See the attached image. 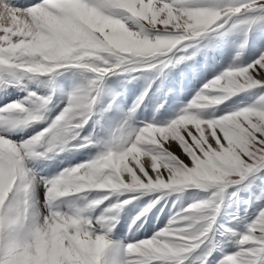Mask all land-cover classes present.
<instances>
[{"label":"snow or ice","instance_id":"obj_1","mask_svg":"<svg viewBox=\"0 0 264 264\" xmlns=\"http://www.w3.org/2000/svg\"><path fill=\"white\" fill-rule=\"evenodd\" d=\"M258 25L264 0H0V94L24 93L0 102V264H264V51L238 63ZM251 40L264 48V36ZM234 46L233 63L175 118L137 120L142 105L164 107L156 93L173 70L206 72ZM143 69L155 70L159 85L122 112L105 82ZM65 72L73 86L57 100ZM253 90L251 104L215 115ZM117 116L116 132L102 135ZM92 148L52 176L36 170L38 161ZM189 189L193 202L147 235L152 209ZM229 189L252 194L242 216L221 223ZM133 201L144 207L120 241V213Z\"/></svg>","mask_w":264,"mask_h":264},{"label":"rangeland","instance_id":"obj_2","mask_svg":"<svg viewBox=\"0 0 264 264\" xmlns=\"http://www.w3.org/2000/svg\"><path fill=\"white\" fill-rule=\"evenodd\" d=\"M25 0H21L20 3H24ZM252 35H261L264 36V25L254 26L253 32L249 36L248 47L244 50L241 60L238 63H250L253 59L257 58L260 54V51H264V48L257 46L256 48L252 47ZM238 48L233 47L232 51L225 55L223 58L218 57L216 64L206 72H201L196 75L188 74L186 77H181L178 70H173L171 75L167 80L164 81L163 87L160 88V91L156 93L159 96L160 102L164 104L163 108L159 109V112H156L154 106L151 103L148 106L142 105L137 112L138 121H153V115L156 117V121L163 125L165 122L170 119L175 118V115L184 108L188 103L191 102L196 93L206 84L208 81L212 80L215 75H218L222 72L230 63H233V58L236 56ZM179 55V53L177 54ZM195 59H202L201 57H196ZM118 74L108 77L105 82V89L111 90L112 94H119L118 98L120 101V107L122 112H126L127 108L131 106L132 102L139 96L149 84H152V88L149 89V96L156 91L157 86L159 85V80H156L158 73L153 69H143L137 73H123L120 70H117ZM130 75H135L136 79H130ZM72 73L65 72L63 75L58 77V90L56 93L55 99L59 100L63 96L71 91L73 82H72ZM163 79V77H161ZM155 81V83H153ZM32 87H36L32 85ZM37 91L41 94H46L47 88L44 85H41ZM8 92L11 93L10 96L5 97L3 94H0V102L6 103L8 99H15L19 96L24 95L22 92H17L16 89L10 88ZM255 90L253 92L241 93L238 96H234L229 101H225L220 104L215 109V115L220 116L226 111L243 108L253 102L255 99ZM108 97H102V102H106ZM148 98H146V101ZM63 105H61L62 107ZM171 106V107H169ZM167 109V111H165ZM59 109H56L58 111ZM212 109H209L205 112V116L212 114ZM55 114V113H53ZM114 115V114H109ZM119 124V117L109 121L104 125V131L102 135H112L116 132ZM31 131V130H29ZM20 135H26L24 133H19ZM88 133H82V135H87ZM14 139L16 137H13ZM96 149L92 148L89 152L88 149H82L80 151L74 152H65L60 156H57L52 160H43L37 162L36 170L40 175L52 176L57 172L61 171L63 168L70 167L73 164H78L84 160H87L90 155H95ZM264 175V173H262ZM257 184L259 181L256 182ZM233 189H229V195L226 196L224 201V207L222 208V214L220 222L224 223L227 221L231 215L240 214L241 216L244 213V209L248 207L245 203L249 199V196L252 194L248 190H242L238 193L237 197H231L230 193ZM252 192L255 195H260L258 188H254ZM197 190L189 189L183 193H173L164 197L160 205L157 208H153L152 212L149 214L150 223L145 224V228L149 229L146 233L151 235L152 231L155 228L163 227L167 223L168 217L177 211L180 207H187L193 202V198L196 196ZM89 195V198L98 195V193L93 192ZM199 195H204L200 193ZM123 198V197H122ZM150 197H143L142 199L145 203ZM198 198V197H197ZM175 203V207L173 204ZM144 204H140L138 201H133L132 205L125 207V209L120 213V222L117 225V232L115 233V238L126 242L128 238H131L129 233L128 225L131 223L132 218L143 209ZM163 208V212H160L159 209ZM249 213L253 211L252 208L248 209ZM159 216V220L155 217ZM237 226L243 231L242 225H232ZM144 229H140L139 233H136L138 238H143ZM218 240L227 239V237H218ZM231 250L230 248L228 249Z\"/></svg>","mask_w":264,"mask_h":264},{"label":"bare ground","instance_id":"obj_3","mask_svg":"<svg viewBox=\"0 0 264 264\" xmlns=\"http://www.w3.org/2000/svg\"><path fill=\"white\" fill-rule=\"evenodd\" d=\"M21 0H18V2H20ZM23 1V0H22Z\"/></svg>","mask_w":264,"mask_h":264}]
</instances>
